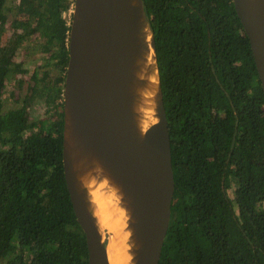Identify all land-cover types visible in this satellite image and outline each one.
I'll list each match as a JSON object with an SVG mask.
<instances>
[{
	"label": "trees",
	"instance_id": "16d2710c",
	"mask_svg": "<svg viewBox=\"0 0 264 264\" xmlns=\"http://www.w3.org/2000/svg\"><path fill=\"white\" fill-rule=\"evenodd\" d=\"M142 1L174 179L158 264H264V93L233 1ZM72 3L17 5L44 33L42 49L58 70L55 86H36L29 97L39 95L46 106L37 120L31 101L2 109L11 61L0 19V264H88L62 164L70 25L63 14Z\"/></svg>",
	"mask_w": 264,
	"mask_h": 264
},
{
	"label": "water",
	"instance_id": "95a60500",
	"mask_svg": "<svg viewBox=\"0 0 264 264\" xmlns=\"http://www.w3.org/2000/svg\"><path fill=\"white\" fill-rule=\"evenodd\" d=\"M232 1L264 93V0ZM144 25L156 55L142 0H73L63 87L62 164L73 212L85 237L88 264L109 262L106 240L69 166L79 156L95 157L129 198L139 240L134 264H158L169 225L174 179L157 56L158 120L141 138L131 106L134 66L146 45L139 36ZM74 155L78 156L68 160Z\"/></svg>",
	"mask_w": 264,
	"mask_h": 264
},
{
	"label": "bare ground",
	"instance_id": "6f19581e",
	"mask_svg": "<svg viewBox=\"0 0 264 264\" xmlns=\"http://www.w3.org/2000/svg\"><path fill=\"white\" fill-rule=\"evenodd\" d=\"M139 36L146 45L142 47L134 66L131 106L141 138L158 120L154 103L159 94L156 55L151 44L152 36L146 25L140 29ZM68 126L71 130L69 120ZM77 156L68 157V160ZM69 166L75 174L77 188L83 195L87 209L105 240V233L109 234L108 243L106 241L109 264H134L139 240L132 226L134 217L131 216L129 198L111 175H105L99 161L92 155L79 156Z\"/></svg>",
	"mask_w": 264,
	"mask_h": 264
},
{
	"label": "rangeland",
	"instance_id": "374dc122",
	"mask_svg": "<svg viewBox=\"0 0 264 264\" xmlns=\"http://www.w3.org/2000/svg\"><path fill=\"white\" fill-rule=\"evenodd\" d=\"M18 3L19 0H7L0 12V19L4 23L2 46L7 49L11 61V72L3 89L2 109L4 112L10 111L21 107L24 101H31V120H37L45 115L46 106L39 95L29 97L34 90L39 89L36 86L54 83L58 70L54 66V60L46 57L42 49L44 33L35 30L31 17L17 11ZM71 12L72 6L63 14L68 21L71 19ZM33 73H37L36 82L32 80ZM228 194L233 196L231 189ZM107 235L109 238V234Z\"/></svg>",
	"mask_w": 264,
	"mask_h": 264
},
{
	"label": "flooded vegetation",
	"instance_id": "af4514ba",
	"mask_svg": "<svg viewBox=\"0 0 264 264\" xmlns=\"http://www.w3.org/2000/svg\"><path fill=\"white\" fill-rule=\"evenodd\" d=\"M24 102H25V101H24ZM24 102H23V103H24ZM22 105H23V104H22Z\"/></svg>",
	"mask_w": 264,
	"mask_h": 264
}]
</instances>
